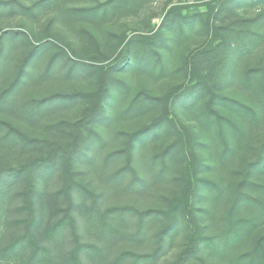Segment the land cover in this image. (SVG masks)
<instances>
[{
  "label": "rangeland",
  "instance_id": "374dc122",
  "mask_svg": "<svg viewBox=\"0 0 264 264\" xmlns=\"http://www.w3.org/2000/svg\"><path fill=\"white\" fill-rule=\"evenodd\" d=\"M100 1L104 0H0V91L15 81L24 63L20 81L12 92V102L16 108H0L1 120L30 136L57 138L58 135L64 134L49 128V125L61 119L80 117L88 106L87 102L79 100L54 104L33 116L21 113L18 107L29 98L93 90L95 76L88 70L76 68L69 74L71 59L111 68V75L127 84L128 91L122 95L119 93L117 102H109V113H116L138 91L162 94L177 84H187L185 57L192 49L217 45L228 35L245 31L249 27V20L264 18V0H142L135 9L106 19H88L72 14L69 10L71 7L94 5ZM173 8L179 11V14L190 18L185 22L183 33H179L176 25L173 28L162 27L165 16L170 14ZM160 29H163V36H166L168 43L167 47L161 50L160 63L145 70L134 63L119 61L118 54L130 38L152 35ZM42 43L45 44L43 49L33 51ZM263 62L264 39L257 42L254 51L243 60L241 67L245 69L249 66H260ZM225 93L243 97L240 92L231 88L225 90ZM115 103L116 106L112 105ZM200 106L197 105L191 112H186L181 104L177 103L174 111L184 123L200 132L197 138L201 143L196 148L198 161L201 163L198 176L222 185L227 197L231 198L228 189L242 178L244 165L256 158L257 146L264 141V123L253 128L235 147L228 161L220 165L218 157L224 145L222 138L217 134L216 124L213 125L214 130H210L211 133L200 128L201 120L197 115L201 111ZM158 113L157 108L134 118L118 116L100 126L105 137L104 144L90 153L89 158L76 163V178L96 195L100 208L118 204H134L141 209L165 207V196H172L180 191L181 187L173 179L180 170V163L171 164L163 178L149 177L145 167L151 154L160 151L171 139L169 133L165 132L154 142L134 153V166L149 182V185L141 190H126L124 184L128 178L119 184L109 181V173L123 163V158L107 165L101 163L107 151L123 146L124 140L118 131L144 126ZM226 113L231 114L229 110ZM227 138L233 143L232 137L227 135ZM33 154L34 151L0 145V158L12 165L27 161ZM250 178L264 183V172L253 171ZM63 181V177L55 174L46 182L38 184V190L32 199L35 211L33 224L29 222L30 212L22 208L23 182L18 181L10 186L9 193L0 197V246L23 231L30 230L41 244L47 245L51 250L39 264H69L76 238L81 242H91L103 247L102 259L99 262L91 254L80 252L82 264H105L122 249L150 252L156 246L157 232L162 227L160 224L139 240H121L107 244L100 241L88 230L84 217L85 209L91 204L93 196L73 192L70 207L64 195L57 194ZM199 185L200 196L195 202L196 213L204 226V232L215 235L222 226L221 213L225 206L221 201H214L212 189L203 183ZM248 191L264 200L263 193ZM68 208L74 218L75 227H65L61 234L50 237L49 227L67 213ZM236 217L246 218L252 215L239 212ZM262 234L264 218L254 221L240 240L237 250L249 249ZM165 240L162 254L155 264H171L177 259L180 250L188 242V230L182 224L172 235L165 236ZM27 253L25 250L21 255L14 257L0 254V264H24ZM200 261L206 264H229L226 257L209 254L208 251L200 254Z\"/></svg>",
  "mask_w": 264,
  "mask_h": 264
},
{
  "label": "trees",
  "instance_id": "16d2710c",
  "mask_svg": "<svg viewBox=\"0 0 264 264\" xmlns=\"http://www.w3.org/2000/svg\"><path fill=\"white\" fill-rule=\"evenodd\" d=\"M140 1L142 0H104L94 5L71 7L69 10L72 14L88 19H106L135 9ZM171 10L170 14L165 16L162 27L173 28L176 25L179 33H183L185 22L190 18L179 14L175 8ZM248 26L245 31L228 35L217 45L192 49L185 57L187 84H177L162 94L138 91L123 108L111 114L109 102H117L119 93L122 95L128 91L127 84L115 79L111 75V68L71 59L69 74L76 68L88 70L95 76L93 90L29 98L18 110L33 116L48 106L59 103L80 100L87 102L88 106L76 119H61L49 125V128L64 134L58 135L57 138L30 136L0 119V145L35 152L27 161L16 165L0 158V197L9 193L11 185L18 181L23 182L22 208L30 212L29 222L33 224L35 211L32 199L38 190V184L59 174L64 181L57 194H63L70 207L73 192L93 196L91 204L85 209V223L88 230L106 244L121 240H139L153 227L162 225L157 232V244L150 252L122 249L105 264H155L162 254L165 236L172 235L182 224L188 230V242L171 264H206L200 261V254L207 251L209 254L226 257L229 264H264V234L258 236L249 249L237 250L240 240L254 221L264 218V200L248 191L264 194V183L250 178L253 171L264 172V141L257 146L256 158L244 165L242 178L228 189L230 198L222 185L198 176L201 163L198 161L196 148L201 143L197 138L200 132L184 123L174 111L177 103H180L186 112H191L197 105H201V111L197 114L201 120L200 128L209 133L214 130L213 125L216 124L217 134L224 144L218 157L220 165L228 161L235 147L253 128L264 123V62L260 66H249L245 69L241 67L243 60L254 51L257 42L264 39V18H253L249 20ZM163 35V29H160L152 35L130 38L118 54L119 61L134 63L145 70L152 69L161 62V50L168 45L166 36ZM44 46V43L39 44L33 51L41 50ZM23 66L24 63L15 81L0 91V108H16L12 102V92L20 81ZM49 68L50 66L47 67L48 70ZM229 88L240 92L243 97L228 95L225 90ZM112 105L116 106V103ZM157 108L158 115L148 124L134 130L118 131L124 140L123 146L107 151L101 163L107 165L123 158V163L109 173V181L119 184L128 178L124 184L126 190H141L147 187L149 182L134 166V153L154 142L165 132L169 133L171 139L160 151L151 154L145 167L149 177L163 178L171 164L180 163V170L173 177L175 183L181 187L180 191L172 196H165V207L141 209L134 204H118L100 208L96 195L76 178V163L89 158L90 153L104 144L105 137L100 126L118 116L134 118ZM224 109L229 110L232 115H228ZM226 134L232 137L233 143ZM199 183L212 189L214 201H221L225 206L221 213L222 226L215 235L204 232V226L196 213L195 202L200 196ZM68 210L49 227L50 237L61 234L65 227H75L74 218L69 213L70 208ZM239 212L251 213L252 217L238 218L236 215ZM25 250L28 253L24 264H39L51 252L30 230L23 231L0 246V254L7 257L19 256ZM102 251L103 247L99 244L81 242L76 238L69 264H82L80 252L91 254L99 262L102 259Z\"/></svg>",
  "mask_w": 264,
  "mask_h": 264
}]
</instances>
